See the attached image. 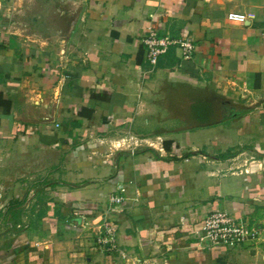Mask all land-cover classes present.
Here are the masks:
<instances>
[{
    "label": "crops",
    "instance_id": "obj_1",
    "mask_svg": "<svg viewBox=\"0 0 264 264\" xmlns=\"http://www.w3.org/2000/svg\"><path fill=\"white\" fill-rule=\"evenodd\" d=\"M0 93V264H264V0H0ZM212 210L257 237L198 245Z\"/></svg>",
    "mask_w": 264,
    "mask_h": 264
},
{
    "label": "built area",
    "instance_id": "obj_2",
    "mask_svg": "<svg viewBox=\"0 0 264 264\" xmlns=\"http://www.w3.org/2000/svg\"><path fill=\"white\" fill-rule=\"evenodd\" d=\"M227 19L238 23L245 21L243 15L236 13L228 14ZM142 44L146 51V62L152 68L173 46L180 50L182 60H190L194 52V45L191 40L187 38L173 40L168 37H160L152 27L147 29ZM122 205L123 199L120 195H111L107 198L106 210L108 213H113ZM256 237L257 230L254 227L232 218L231 215L222 210L210 211L204 218L199 230L195 233L198 245L205 244L222 248H233L245 242L253 241ZM98 243L105 252L111 253L116 249V228L109 218H103Z\"/></svg>",
    "mask_w": 264,
    "mask_h": 264
},
{
    "label": "trees",
    "instance_id": "obj_3",
    "mask_svg": "<svg viewBox=\"0 0 264 264\" xmlns=\"http://www.w3.org/2000/svg\"><path fill=\"white\" fill-rule=\"evenodd\" d=\"M92 97L99 98V99H105L106 98L105 95H101V96L92 95ZM10 106H11V103L8 100L3 99V96L0 93V114L9 115ZM168 144H169V142H164V144H163L164 148L167 149ZM218 264H223V263L219 262Z\"/></svg>",
    "mask_w": 264,
    "mask_h": 264
}]
</instances>
